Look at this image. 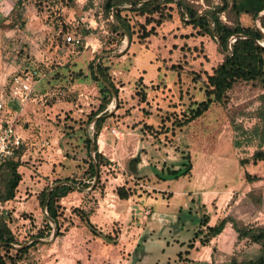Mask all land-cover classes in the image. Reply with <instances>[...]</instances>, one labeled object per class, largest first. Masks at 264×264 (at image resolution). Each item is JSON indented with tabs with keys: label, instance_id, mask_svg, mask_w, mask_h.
<instances>
[{
	"label": "rangeland",
	"instance_id": "rangeland-1",
	"mask_svg": "<svg viewBox=\"0 0 264 264\" xmlns=\"http://www.w3.org/2000/svg\"><path fill=\"white\" fill-rule=\"evenodd\" d=\"M185 1L199 15L219 3ZM168 13L170 17L154 28L153 35L139 41L136 34L129 39L125 32L121 31L122 37L111 29L110 24H115L112 12L105 16L100 0H0V96L5 100L4 118L23 139L17 153L21 181L12 198L19 205L0 221L24 249L32 243L30 237L44 228L40 191L65 178L89 183L88 188H74L57 201L58 234L53 240L50 226L48 238L38 239L20 260H5V264H227L240 252L251 254L244 241L233 240L223 250L222 241L231 236L223 233L208 247L195 243L187 255L176 258L177 252L187 249L193 226L188 220L176 223L175 214L177 208L194 207L189 202L194 196L187 191L199 159L219 155L239 161L258 148L264 150V143L253 132L262 125L256 116L261 92L245 83L233 86L225 105H211L173 137L155 138L143 128L146 124L157 129L169 114H179L192 102L201 101V80L223 57L214 37L199 36L183 23L180 9L171 5ZM220 19L226 22L223 13ZM136 21L142 23L132 16L130 23ZM240 22L254 24L245 16ZM67 36L75 42L68 44ZM92 61L94 70L101 63L117 91L103 111L106 115L95 139L103 158L98 180H88L85 174L88 157L83 145L84 135L91 138L92 134L91 122L85 126L86 117L101 102L100 86L88 67ZM192 73L201 80L194 81ZM24 77L31 85V100L18 106L7 95L11 81ZM185 153L191 160L189 177L155 180L152 168H176ZM134 167L136 174H132ZM246 168L259 178L249 186L260 192L263 204L257 208L243 199L240 207L249 212L244 221L247 225L264 223V215L257 211H264V161ZM233 180L231 185L237 187L240 180ZM118 187L133 194L120 200ZM242 191L228 195L227 205ZM75 210L87 213L91 229ZM179 223H184L181 230ZM4 255L0 250V257Z\"/></svg>",
	"mask_w": 264,
	"mask_h": 264
},
{
	"label": "trees",
	"instance_id": "trees-1",
	"mask_svg": "<svg viewBox=\"0 0 264 264\" xmlns=\"http://www.w3.org/2000/svg\"><path fill=\"white\" fill-rule=\"evenodd\" d=\"M100 1L101 10L105 16L108 17L109 11L112 12L111 16L115 24H110L111 29L122 37L121 31L125 32L129 39L132 34H136V38L139 41L145 40L154 34L155 27H158L170 17L168 12L171 10V5H174V7L180 9V17L185 25L190 26L199 36L207 35L213 37V33L218 40L217 44L219 42L218 49L223 54L222 61L214 67L209 74H205L204 80H201L199 76L192 73L194 81L201 80L203 99L198 102H192L187 106L185 111L179 114H169L164 118L165 121L161 123L157 129H154L151 125L143 124V128L147 133L155 138L161 134L165 136L169 134L173 137L176 132H180L188 127L194 120L202 117L211 105H225L228 102L227 94L233 86L236 83H245L257 87L261 92L258 95L260 107L257 110L256 116L262 125L261 127H255L253 132L255 137L260 141L259 143H264V46H261L264 41V15L257 22L259 28H256L254 24L243 26L240 22V17L242 16L249 18L251 22L255 21L259 14L264 11V0H218V5L211 10L205 11L203 15H199L185 0H150L139 6L135 5L143 0ZM222 13L226 17L225 23L220 19V14ZM132 16L142 19V23H137L136 21L131 24L130 21ZM135 25H137L138 28L136 30L134 29ZM146 26H149L148 30H146ZM209 26H211L212 33ZM231 37L235 38L228 43ZM256 42L258 44H256ZM227 45H229L230 52L227 50ZM88 67L92 80L100 86L99 92L101 93V102L97 110L90 113L85 120V126H88L96 116L100 115L92 125L91 138H88L87 133L84 135L83 145L88 157L85 174L88 180H92L95 173H97L98 180V173L102 166L103 158L97 153L95 139L104 122L106 112L103 111L111 102V94L113 93L116 95L117 91L107 77L106 71L100 62L96 64L95 70L93 68V61ZM7 97H9L11 103L16 104L10 100L9 93ZM140 97L142 101H145L144 93H141ZM91 141L93 142L96 172L89 154ZM263 161L264 150L258 148L250 157L240 159L238 164L241 167L247 165L254 166ZM104 163L107 164V161ZM19 166L20 164L17 159L8 160L0 165L1 200L13 198L15 190L21 181V175L17 171ZM191 167L190 156L188 153H185L181 156V160L176 168H152V172L157 182L177 181L178 179L189 177L191 174ZM133 169L132 174H136L138 171L135 167ZM138 177L143 178L145 175L139 174ZM243 177L247 184H252L259 180L258 177L250 175L247 172H244ZM59 182H67L68 184L53 188L47 199H45V196L49 186L43 188L38 195V202L41 208H43L48 218L53 221L55 225H57L58 221L57 201L71 193L74 188L80 190L89 187V183L87 184L81 181L76 182V180L72 178L54 180L51 185ZM132 194L133 191L124 187H118L116 189V196L120 200H127ZM247 197L252 205L257 208L262 206L263 200L260 192L251 190L247 194ZM195 202L196 201H191L192 204H195ZM75 212L78 214V217L83 220L85 225L91 229L92 226L87 219V213L83 210H75ZM183 220H188L189 224L193 226V231L191 237L187 241V249L183 252L176 253L177 260H180L182 255H187L188 250L194 248L195 243H198L199 247H208L210 241L217 237L222 232L225 225L229 223L235 233L236 240H244L248 248L251 249V254L247 256L245 251L240 252L239 255L230 257L227 264H264V227L243 225L230 216L218 218L212 226H209V215L205 213L203 206L189 208L187 210H182L181 208L177 209L175 222L178 223ZM183 225L184 223L180 224V230ZM50 230L51 227L45 217L44 228L37 230L35 235L30 237V240L48 238ZM57 234L58 233H56V235ZM22 244L16 243L9 228L0 221V250H3L5 254V258L0 257V264H5V260L13 263L20 260L27 250L36 244V241L30 243L24 249H15V246H21ZM211 250L214 251V249ZM9 251L14 252L12 257L8 256Z\"/></svg>",
	"mask_w": 264,
	"mask_h": 264
},
{
	"label": "crops",
	"instance_id": "crops-1",
	"mask_svg": "<svg viewBox=\"0 0 264 264\" xmlns=\"http://www.w3.org/2000/svg\"><path fill=\"white\" fill-rule=\"evenodd\" d=\"M210 158H207V156H203L198 161V166L196 170L197 174L195 173L196 177L190 185L189 191H187L188 194L191 193L192 196H194L189 199V202L192 200L196 202L194 204V207L191 204L188 207L196 208L203 206L205 213L209 215V226H212L218 218L226 216H230L235 220L241 222L243 225H247L249 222L247 223L244 220L247 219L249 212L244 211L240 207L241 201L243 199H247V194L251 190H254V186L252 185L250 187V184H247L242 178L244 172H247L249 174L246 168L247 166L241 167L239 166L237 160L232 161L231 159H229V161H227V159H221V156L219 155H214L213 158ZM213 177H216V180H212ZM234 177L240 180L238 182L237 187L231 185V183L234 181ZM224 187L225 190H222ZM240 189L243 191L237 194L236 197H234L231 204L227 205V202L230 198L228 197V195H232L234 192L237 193ZM257 211L264 215L263 210L259 211V209H257ZM157 212L159 211L157 210ZM160 216L162 217L163 215ZM172 217H170V219L173 220L174 217ZM253 225L261 226L264 225V223L257 222ZM223 233H227L228 236L231 235L228 238H224V240L222 241L221 245L223 250H225V248L227 247H230L233 240L239 243L242 242L236 240L235 233L229 223L225 225L224 229L217 237H221Z\"/></svg>",
	"mask_w": 264,
	"mask_h": 264
},
{
	"label": "built area",
	"instance_id": "built-area-1",
	"mask_svg": "<svg viewBox=\"0 0 264 264\" xmlns=\"http://www.w3.org/2000/svg\"><path fill=\"white\" fill-rule=\"evenodd\" d=\"M66 41L68 44L75 42L70 36L66 37ZM31 92V85L27 77L13 79L9 89L10 100L18 106H23L31 100ZM4 111L5 100L0 96V165L8 160H16L17 152L23 144V140L16 129L4 118ZM14 201L15 198L0 199V220L8 218L14 211L15 206L19 205Z\"/></svg>",
	"mask_w": 264,
	"mask_h": 264
},
{
	"label": "water",
	"instance_id": "water-1",
	"mask_svg": "<svg viewBox=\"0 0 264 264\" xmlns=\"http://www.w3.org/2000/svg\"><path fill=\"white\" fill-rule=\"evenodd\" d=\"M148 1H150V0H143V1H140V2H138L135 6H139V5H141V4L145 3V2H148ZM129 8H131V7H129ZM263 15H264V11H262V12L259 14V16L255 19V21H254V25H255L256 28H259L257 22H258V20H259ZM209 29H210V31H211V33H212L211 26H209ZM262 33H263V31H262ZM212 36L216 39V41H218L217 38L214 36L213 33H212ZM234 38H235V37H231V38H229L228 43H229L232 39H234ZM256 44H258V43L256 42ZM218 46H219V42H218ZM261 46L263 47V45H261ZM227 50H228V52H230L229 45H227ZM227 54H229V53H227ZM96 119H97V117H95V118L91 121V124H92V125H93V123H94V121H95ZM89 154H90V156H91V158H92V163H93V165H94V169H95V172H96L95 162H94V154H93V142H92V141L90 142V146H89ZM96 178H97V173H95L94 180H95ZM67 184H68L67 182H59V183H56V184H53L52 186H50V187L47 189V191H46L45 199H47V197H48L50 191H51L53 188H55V187H57V186H61V185H67ZM44 209H45V208H44ZM44 212H45V211H44ZM45 217H46V219H47L49 225L52 226V233H51V239H50V240H53V239L55 238L56 226H55L54 222L51 221V220L48 218L46 212H45ZM33 241H39V240H38V239H33V240H30L29 242H33ZM23 247H24V245H21L20 247H18V249H21V248H23Z\"/></svg>",
	"mask_w": 264,
	"mask_h": 264
}]
</instances>
